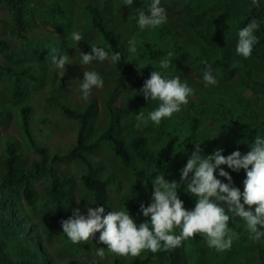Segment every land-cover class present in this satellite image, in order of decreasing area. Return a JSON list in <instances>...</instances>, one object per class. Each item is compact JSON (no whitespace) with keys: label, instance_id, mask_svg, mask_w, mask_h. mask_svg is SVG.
Returning <instances> with one entry per match:
<instances>
[{"label":"rangeland","instance_id":"1","mask_svg":"<svg viewBox=\"0 0 264 264\" xmlns=\"http://www.w3.org/2000/svg\"><path fill=\"white\" fill-rule=\"evenodd\" d=\"M151 1L134 0L132 8H128L125 6V0H23L26 6L22 10L29 24L23 37L16 35L13 8L10 9L6 2H0V37L9 39L14 51L11 61L0 55V63L11 65L18 71L27 67L28 74L35 77L36 80L21 78L26 93L22 103L32 108V135L39 146L47 148L50 158L56 154L62 155L71 149L75 145L78 131L76 121L61 114L53 104H48L49 101L46 103L53 92L61 104L74 111H83L89 104L95 107L85 136L87 142L93 141L106 130L109 117L105 103L110 99L117 120L115 133L127 144L132 153V162L131 167L122 166L120 158L109 144L101 145L90 154L99 177L110 178L113 181V185L109 188L108 212L126 211L124 202L128 203L129 199L130 204L151 203L152 187L148 183L155 178V175H164L170 182L177 181L178 195L184 201L185 208L193 209L196 200L183 190L185 186L180 182L181 169L195 150V144H201L203 154L208 155L214 150H208V146L204 143L209 144L213 141V148L218 143V138L206 133L210 129L212 119L206 118L204 114L210 115L213 111L206 108L205 105L208 103L200 99V96L206 87H224V94L228 93L229 97L240 98L243 100L241 104H247L253 100V92L250 90L244 92L237 88L245 83L250 85L252 79L264 82V56H256L253 60L251 57L245 59L235 51L238 31L244 27L241 22L245 19L244 16L246 23L252 19L257 20L259 24L264 21V9L257 19L249 14L252 0H161V6L167 12V23L157 28L140 30L136 20L129 17L136 15L137 8L147 11ZM88 5L100 9L107 28L116 35L129 66L126 69L118 71L110 59L104 62L94 60L88 65L81 64L80 53L81 51L87 53L86 46L104 45L103 38L91 26L90 14L86 8ZM198 21L200 30L206 32L209 42L218 47L210 54L221 59L217 68H211L217 80L215 85H205L203 80L205 70L199 68L200 62L197 59L199 52H202L203 48L206 50L210 48L203 47L198 37L192 34L189 22ZM73 31H78L83 36V40L78 45L70 39ZM130 42L134 43L137 49L135 53L128 51ZM53 49L57 51L53 53ZM154 49L172 52L175 60L180 58L182 53H187L188 56L180 65L172 61L169 69L164 70V75L168 78L180 76L181 80L187 81L195 92L189 97V103L182 105L181 111L174 113L171 118L163 119L159 125L149 121L147 126L141 124L137 127L135 117L138 112L143 111L147 117L148 113L159 105L158 101H145L143 95L138 93L153 70L161 71L159 61L150 56V51ZM53 54L69 56L68 62L71 65L65 66L64 74L52 63ZM141 66L145 68L138 71L136 67ZM84 71H96L104 81L102 88L92 89L87 101L82 99L79 87ZM245 72H248V78H245L248 82L243 80L239 83ZM13 79L4 76L0 83V185L4 171L6 140L15 142L17 152L25 160V165L30 166L40 159V156L28 147L22 138L16 111L20 103L13 98ZM254 87L264 91V86L254 85ZM198 100L200 102L195 104ZM193 104L200 108L194 107ZM256 107L254 108L261 111ZM218 113H221L219 108ZM189 115L203 119L195 136L190 131ZM250 118L245 114L239 122L236 118L235 124L239 128L232 136L238 138L245 135L240 142L242 147L231 148L228 153L222 152L224 156L236 150L246 154L250 151L249 145L254 138L264 132L262 126L261 133L257 131L251 133L249 128L253 122L249 120ZM140 136L147 139L146 147L155 155L147 162L134 158L132 143ZM260 137L264 138V134ZM169 142H173V145L166 153L169 158L166 160L161 149L167 148ZM221 167L229 172L233 183L234 178L238 177L243 192L245 171L241 169L239 172H233L226 165ZM56 168L63 177H72L84 170L80 162L71 160L56 164ZM218 172L219 170L216 172L217 178L227 183V180L219 177ZM47 184L45 178L33 184L37 198L31 206L22 196L18 198L12 196V201L18 203H15L18 210L16 205L11 207L14 211L13 222L16 223L14 226L16 233L7 248L10 256L18 260L20 258L18 252L29 257L31 253H35L37 258L33 260L39 264H68L73 258L101 261L105 264H111L117 258L121 264H127L134 258L131 255L118 256L108 251L107 245L101 243L97 235L93 240L75 244L66 239L62 226L50 221V216L55 213V207L43 211ZM75 185L65 204L66 215L69 218L73 216L74 209L79 208L82 214L86 215L87 207L91 206L90 196L81 187L79 188L77 183ZM245 207L247 208V205ZM18 213L19 216L24 217V220H20ZM129 213L137 225L146 219L140 211ZM229 228L237 233L229 250L217 251L209 247L206 239L200 234L183 241V264H260L258 248L263 246L264 238L260 241L251 240L246 223L239 217L231 216ZM101 247L105 248L103 258L96 255L97 249ZM149 252L144 250L135 257H145L150 254ZM148 264H168L167 256L156 255Z\"/></svg>","mask_w":264,"mask_h":264},{"label":"clouds","instance_id":"2","mask_svg":"<svg viewBox=\"0 0 264 264\" xmlns=\"http://www.w3.org/2000/svg\"><path fill=\"white\" fill-rule=\"evenodd\" d=\"M133 3L134 0H125L128 8H132ZM252 6L259 7L260 0H252ZM129 18L136 20L140 30L160 27L168 19L161 0H152L147 11L137 8L136 15ZM259 28L257 20L252 19L238 31L235 48L237 55L245 59L251 57L254 46L259 43V37L255 34ZM70 39L78 45L83 36L80 32L73 31ZM90 49L87 53L81 51V64L88 65L94 60L104 62L109 59L116 64L121 60L119 52L110 55L105 48L94 45ZM56 51L52 50L53 53ZM128 51H137L134 43L130 42ZM172 56L173 53L168 52L159 60L161 71L153 70L138 92L145 101H158L159 105L147 117L143 111H139L135 117L137 127L141 124L147 126L149 121L159 125L163 119L171 118L174 113L181 111L182 105L189 103V97L195 92L180 76L168 78L164 75V70L171 66ZM51 61L63 74L65 66L71 65L67 54H53ZM205 64V85H215L217 80L211 65H207V62ZM136 68L139 71L145 67ZM103 85L104 81L98 72L84 71L79 86L82 99L87 101L92 89L102 88ZM249 147L250 151L246 154L236 150L224 156L223 149L217 148L212 154L205 155L201 144H195V150L180 172V182L185 186L184 192L196 200L195 207L191 210L185 208L184 201L178 195L177 181L170 182L164 175H155L150 181L151 203L147 206L141 203L140 210H133L142 213L146 218L144 222L137 225L128 209L112 210L105 215L104 207L88 206L86 215L76 208L72 217L62 221L63 233L74 244L93 240L96 233H99V241L107 245L108 251L118 256L131 255L134 258L144 250H149V253H156L162 248L173 250L196 234L202 235L209 247L225 251L232 247L233 239L237 237V233L229 228L231 216H235L246 223L249 238L260 241L264 238V138L257 135ZM222 165H226L233 172L241 169L245 171L243 192L234 186L232 176ZM217 170L219 177H223L227 183L217 178ZM176 228L180 229L178 235L174 233ZM96 255L103 258L105 248H98Z\"/></svg>","mask_w":264,"mask_h":264},{"label":"trees","instance_id":"3","mask_svg":"<svg viewBox=\"0 0 264 264\" xmlns=\"http://www.w3.org/2000/svg\"><path fill=\"white\" fill-rule=\"evenodd\" d=\"M6 2L7 6L12 9L13 12V21L14 28L16 29L17 37H23V34L28 29V22L25 19V12L22 10L26 5L23 0H0V2ZM152 2V1H151ZM17 5V7L15 5ZM246 4V3H245ZM248 5V4H246ZM250 5V4H249ZM20 6V7H19ZM244 6V5H243ZM90 14V23L93 29H95L104 40V45L98 46L105 48L109 54H114L115 52L121 53V60L116 63V68L118 71H122L129 67L126 63V56L118 44L116 35L111 32L102 18L100 9L97 6H87L86 7ZM264 9V0H260V6L254 7L251 5L249 9V14L255 16L257 19L259 13ZM245 19H242L241 22L245 26ZM192 34L198 37L203 47H208L210 50L203 48L202 52L200 51L197 59L199 60V68L205 70L206 64L211 65V68H217L219 60L216 57L210 56L211 51H215L218 47L214 46L209 42L207 34L205 31H201L199 28L198 22H189ZM259 37V43L254 46L251 59L256 56H264V21H261L259 30L255 33ZM90 46H86V51L89 52ZM169 51L163 49H154L150 51V56L159 61L162 57L166 56ZM213 54V53H212ZM0 55H3L7 61H11L14 56V51L12 50V45L9 42V39L0 37ZM187 53H182L181 57L174 59L172 57L173 63L180 65L181 61L187 57ZM246 71V70H245ZM29 68L24 67L22 70L18 71L11 65H2L0 63V83L4 76H10L14 79V89H13V98L20 104L17 106L18 122L19 128L22 134L24 142L30 147L34 152H36L40 159L34 161L30 166L25 165V160L18 154V149L15 145V142L6 140L4 142V171L2 173V183L0 185V264H39L33 259L37 258L35 253H31V257L23 255L22 252H18L19 259L15 260L14 257L10 256L7 253V248L9 242L14 240V234L16 233L14 226V211L11 207L18 204L16 201H12L13 197H23L28 205H32L36 201V192L33 190V184L40 180L46 179L47 186L45 188V197L46 203L43 211L50 210L51 207H55V213L50 216V221L53 223L60 224L62 226V221L69 219L66 215L65 204L70 198L71 190L76 186L75 184L81 187L82 190L87 193L90 197L89 204L92 207L102 206L105 208V215L108 213L109 207V188L113 185V181L110 178H101L98 175L93 162L90 159V154L96 151L102 144L111 145L115 154L120 158L122 166L131 167L132 162V153L129 148L126 146L125 142L116 136L117 120L115 110L112 107L110 99H107L105 107L108 113L109 121L108 126L104 132L97 136L93 141H86V132L88 130L89 122L92 119V114L95 107L92 104L87 105L83 111H74L68 106L61 104L53 92V95L50 97L49 105H54L55 109L59 111L64 116L74 120L78 124V131L76 136L75 145L67 150L62 155H53L51 158L48 154V150L45 147L39 146L33 135L31 129V114L32 108L28 105L22 103L25 99V91L22 84V77H28V79L36 80L33 75H29ZM219 73V70L217 69ZM248 78V72H245L239 83ZM249 84H243V86L237 88L241 91H252L253 100L247 104H241L243 102L240 98H234L226 93L224 94V87H206V90L200 96V99L208 103L206 108L210 111H213L210 115H205L206 118L212 119L210 129L206 132L208 135L213 138H218V143L215 144L213 148V141H210L209 144L203 143L208 146V150H215L217 148L223 149V152H227L231 148H241L240 142L245 136H232L236 133L239 127H236V118L239 122L240 118L245 114L251 117L249 120L252 123L250 126V132H259L261 133V127L264 128V91L260 88H255V86H264V82L260 80H254ZM237 83V84H239ZM235 84V86L237 85ZM221 100V101H220ZM200 100L196 101L199 103ZM193 104L194 107L200 108L199 106ZM260 104V105H259ZM260 109L261 111L255 109L254 107ZM193 108V107H192ZM218 108L221 113H218ZM255 109V111H254ZM220 115V116H218ZM190 120V131L192 135H196V131L200 129L202 118H198L195 115H189ZM234 130V132L232 131ZM233 132V133H231ZM261 134H264L262 132ZM260 134V136H261ZM147 139L143 136H140L134 139L133 148H134V158L142 162H147L154 158V153L149 151V148L146 147ZM173 142H169L167 148L161 149V152L164 158L169 159L166 155L167 152L172 148ZM247 153V152H246ZM66 160L78 161L84 166L83 172L80 171L72 177L61 176L57 171L56 164L62 163ZM166 166L171 164H165ZM79 175V176H78ZM77 177V178H76ZM237 176L234 178V186H239ZM152 187L151 183H148ZM16 198V199H17ZM130 199L125 203V210L132 212L133 210H140L141 204H130ZM16 203V204H15ZM147 206L150 203H143ZM17 206V205H16ZM15 206V207H16ZM18 210V206L16 208ZM15 209V210H16ZM17 216V213H16ZM19 216V213H18ZM20 220H24L22 215L19 216ZM175 234L180 233V229L176 228L174 231ZM99 236V233H96ZM65 238L68 237L65 234ZM248 237H246L247 239ZM183 243V242H182ZM182 246L177 247L173 250H160L156 253H150L145 257H135L131 259L127 264H148V262L155 257L156 255L167 256L168 264H183L182 262ZM39 251V250H38ZM156 254V255H155ZM258 259L260 264H264V242L263 246L258 248ZM68 264H105L101 261H92L88 259H77L73 258L68 261ZM111 264H121L118 259H114Z\"/></svg>","mask_w":264,"mask_h":264}]
</instances>
